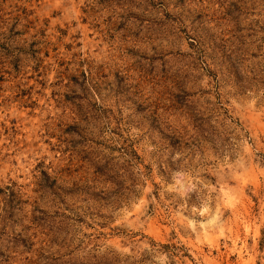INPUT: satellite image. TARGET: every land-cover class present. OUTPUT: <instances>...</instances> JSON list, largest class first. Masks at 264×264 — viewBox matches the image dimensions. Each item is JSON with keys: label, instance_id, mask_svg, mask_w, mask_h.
I'll return each mask as SVG.
<instances>
[{"label": "rangeland", "instance_id": "rangeland-1", "mask_svg": "<svg viewBox=\"0 0 264 264\" xmlns=\"http://www.w3.org/2000/svg\"><path fill=\"white\" fill-rule=\"evenodd\" d=\"M0 264H264V0H0Z\"/></svg>", "mask_w": 264, "mask_h": 264}]
</instances>
